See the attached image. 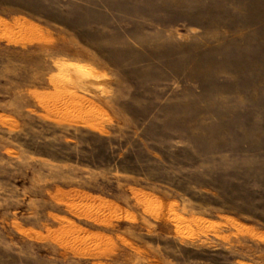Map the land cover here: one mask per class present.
<instances>
[{"label": "rangeland", "instance_id": "obj_1", "mask_svg": "<svg viewBox=\"0 0 264 264\" xmlns=\"http://www.w3.org/2000/svg\"><path fill=\"white\" fill-rule=\"evenodd\" d=\"M0 264H264V0H0Z\"/></svg>", "mask_w": 264, "mask_h": 264}]
</instances>
